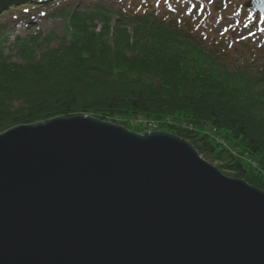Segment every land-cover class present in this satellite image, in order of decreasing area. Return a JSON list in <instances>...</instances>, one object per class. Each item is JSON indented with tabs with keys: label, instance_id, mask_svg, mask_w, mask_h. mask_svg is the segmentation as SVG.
Masks as SVG:
<instances>
[{
	"label": "water",
	"instance_id": "95a60500",
	"mask_svg": "<svg viewBox=\"0 0 264 264\" xmlns=\"http://www.w3.org/2000/svg\"><path fill=\"white\" fill-rule=\"evenodd\" d=\"M0 264H264V191L168 132L18 125L0 133Z\"/></svg>",
	"mask_w": 264,
	"mask_h": 264
},
{
	"label": "trees",
	"instance_id": "16d2710c",
	"mask_svg": "<svg viewBox=\"0 0 264 264\" xmlns=\"http://www.w3.org/2000/svg\"><path fill=\"white\" fill-rule=\"evenodd\" d=\"M97 16L98 30L95 17L68 13V38L56 47H41L48 38L40 35L16 42L22 62L0 51V133L77 114L121 125L156 121L264 190V66L232 69L188 29L152 11L119 12L113 24L110 13ZM235 149L255 165L237 159Z\"/></svg>",
	"mask_w": 264,
	"mask_h": 264
},
{
	"label": "rangeland",
	"instance_id": "374dc122",
	"mask_svg": "<svg viewBox=\"0 0 264 264\" xmlns=\"http://www.w3.org/2000/svg\"><path fill=\"white\" fill-rule=\"evenodd\" d=\"M244 1L48 0L42 2V0H38L33 2L38 9H28V11L22 12V9H16L23 6L19 4L14 8L15 10H21V12L15 10L0 12V26H2V29H0V51H3V55L9 56L12 62H22L23 55L17 51L15 40L28 39L36 34L48 38L47 43L43 41L41 47L59 46L62 43V38H66L65 22L70 12L82 15V17H95L93 23L96 30H98L103 20L102 16H97L99 11L110 13L112 16L111 24H113L119 12L126 14L127 11L143 13L154 10L155 13L162 14L166 20L174 19V23L184 26L182 28H189L191 33L204 40L205 46L212 53H221L219 54L222 56L220 58L232 69L250 65L252 66V72H256L261 66H264V19L244 8ZM10 8L13 7H7L6 9ZM131 21L134 22V20ZM244 26L249 28L250 31L244 29ZM1 30H4L3 33H1ZM162 122L171 123L168 119ZM111 123L121 125L112 121ZM141 124L144 128L143 131L141 127L137 126ZM158 125L159 123L156 121L147 122L138 119L129 123V125L122 124L121 126L139 134L151 132L152 130L169 131L162 124L159 127ZM214 139L218 143L223 142L216 135ZM235 151L237 152L235 154L237 159L249 162L248 164L254 166V161L251 158L247 161L249 158L247 154L241 155L236 149L233 152L235 153ZM198 154L205 161L215 166L223 175L233 177L229 169L220 167L218 161H210L204 157L205 155ZM243 181L246 182V180Z\"/></svg>",
	"mask_w": 264,
	"mask_h": 264
}]
</instances>
